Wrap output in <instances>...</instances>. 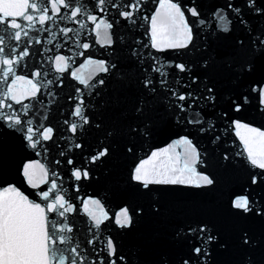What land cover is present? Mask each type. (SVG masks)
Here are the masks:
<instances>
[{"label": "snow or ice", "instance_id": "obj_1", "mask_svg": "<svg viewBox=\"0 0 264 264\" xmlns=\"http://www.w3.org/2000/svg\"><path fill=\"white\" fill-rule=\"evenodd\" d=\"M5 158L32 191L0 183V264H264V0H0Z\"/></svg>", "mask_w": 264, "mask_h": 264}, {"label": "water", "instance_id": "obj_2", "mask_svg": "<svg viewBox=\"0 0 264 264\" xmlns=\"http://www.w3.org/2000/svg\"><path fill=\"white\" fill-rule=\"evenodd\" d=\"M152 7H155V4H153ZM68 26L76 27L75 25H72V24H69ZM37 28H39V25H37ZM53 30L55 31V29H53ZM30 35L34 36V37L41 38L45 42L43 46L52 47V45L47 44V39H48L47 35L42 34L38 31H33L32 33H30ZM89 39L94 41L95 38H94V36H90ZM55 42H57V41H54V43ZM23 43L24 42L22 41L21 45H23ZM94 46L97 49L99 48L98 45H94ZM35 47H39V46H35ZM36 159H41V158L36 157ZM4 181L15 182L21 188V190L25 191L26 193L32 191V189H30L26 185V183L22 182V178L17 175V173L15 171L14 164L10 162L9 158H5V160L3 161V164H2V170H0V183H3ZM107 182H108V178L102 177L99 182H94L90 186L86 185V187L84 189H82V191L86 192L89 195H93L99 191L101 197H103L104 193H103V191H101V189L107 185ZM140 232H141V226L136 233H133L131 236L126 238V242L129 245H133V246L139 245Z\"/></svg>", "mask_w": 264, "mask_h": 264}]
</instances>
